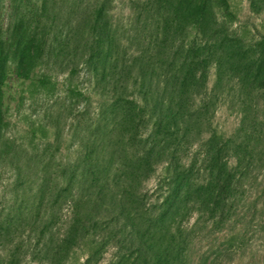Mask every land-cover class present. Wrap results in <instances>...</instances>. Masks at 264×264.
Returning a JSON list of instances; mask_svg holds the SVG:
<instances>
[{
    "label": "trees",
    "instance_id": "trees-1",
    "mask_svg": "<svg viewBox=\"0 0 264 264\" xmlns=\"http://www.w3.org/2000/svg\"><path fill=\"white\" fill-rule=\"evenodd\" d=\"M90 2L34 50L21 37L26 71L0 75V118L22 100L17 83L72 102L26 130L42 147L15 166L13 182L34 186L54 224L72 221L53 263L69 259L61 241L88 246L89 262L116 240L126 250L111 264H188L193 241L250 250L246 264H264V29L255 39L233 27L228 0H125L120 21L109 0ZM262 2L250 9L264 12ZM229 102L239 121L226 132L216 117ZM66 110L81 121L61 127Z\"/></svg>",
    "mask_w": 264,
    "mask_h": 264
},
{
    "label": "rangeland",
    "instance_id": "rangeland-1",
    "mask_svg": "<svg viewBox=\"0 0 264 264\" xmlns=\"http://www.w3.org/2000/svg\"><path fill=\"white\" fill-rule=\"evenodd\" d=\"M88 1L0 0V75L7 70L12 74L26 71L25 65L20 63L21 52L16 50L21 37L30 40L31 50H34L33 47L40 43L39 35L42 38H49L60 30L69 29L78 19V12L83 11V7L88 5ZM90 1V4L97 3V0ZM109 1L110 7H115L118 21L128 15V8L122 3L125 0ZM228 1L229 9L234 13V18H231L232 26L246 36L256 39L264 29V12L252 11L250 0ZM261 5L264 6V2ZM213 8L222 19L217 3ZM142 28L143 23L139 22V29ZM139 33L142 32L139 30ZM42 67L37 66L35 73L38 74L45 69ZM62 71L63 74L59 79H62L64 81L62 84L65 85L69 83L65 80L67 69ZM12 90L14 93H20L22 100L20 102L9 100L3 118H0V264H54L52 255L57 250V240L72 237V221L64 219L59 225L54 224V220L51 219L53 209L48 207L43 209L32 196V192L30 193L34 190V186L30 184L19 187L13 182L15 166L22 167L26 162L25 158L42 147V140L38 135L32 140L26 130L37 127L49 117H55L57 111L69 109L72 102L67 94L61 93L57 97L51 89L42 88L37 83H17ZM67 111L64 113L65 119L59 120L61 127L69 128L72 123L76 125V121L77 123L81 121L78 117L73 122L71 119L73 115L69 118ZM216 120L219 127L226 132L233 131L239 121L238 104L233 105L229 102L221 105ZM76 132L79 136L85 134L83 129ZM48 135L51 140V131ZM155 181V176L150 178L146 182V187L151 189ZM42 218L48 224L44 233L40 230ZM59 244L63 254L68 255L69 258L62 264H111L126 250L124 244L118 246L116 240H112L99 250L97 259L87 262L85 259L90 251L88 246H80L72 250L67 243L64 247L62 241ZM208 244V241H193L187 252V263L246 264L247 262L250 250L244 252L242 250L240 255L233 251L229 255L226 254L229 251L226 250L225 243H217L215 246ZM254 250L257 252V248Z\"/></svg>",
    "mask_w": 264,
    "mask_h": 264
}]
</instances>
